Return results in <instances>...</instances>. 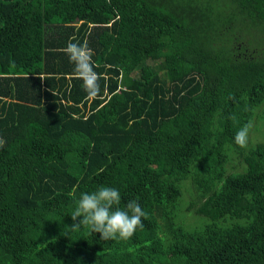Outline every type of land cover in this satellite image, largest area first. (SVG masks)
Returning <instances> with one entry per match:
<instances>
[{
  "label": "trees",
  "instance_id": "1",
  "mask_svg": "<svg viewBox=\"0 0 264 264\" xmlns=\"http://www.w3.org/2000/svg\"><path fill=\"white\" fill-rule=\"evenodd\" d=\"M0 137V264H264V0H0ZM101 186L131 239L70 228Z\"/></svg>",
  "mask_w": 264,
  "mask_h": 264
},
{
  "label": "clouds",
  "instance_id": "2",
  "mask_svg": "<svg viewBox=\"0 0 264 264\" xmlns=\"http://www.w3.org/2000/svg\"><path fill=\"white\" fill-rule=\"evenodd\" d=\"M64 52L74 65V78L83 82V88L89 97H96L100 93L101 77L93 67L94 51L86 43L69 41ZM251 128L252 123L249 122L236 133L234 140L240 148L247 147ZM5 144L6 140L0 137V149ZM69 195L74 196V192ZM120 203V191L114 187L101 186L92 192H82L74 211L70 214L74 222L77 218L82 219L73 223L70 228L76 230L87 226L92 233H99L104 241L114 239L127 241L138 228L143 227L142 218H146L147 214L136 200L128 201L124 208L120 207Z\"/></svg>",
  "mask_w": 264,
  "mask_h": 264
},
{
  "label": "rangeland",
  "instance_id": "3",
  "mask_svg": "<svg viewBox=\"0 0 264 264\" xmlns=\"http://www.w3.org/2000/svg\"><path fill=\"white\" fill-rule=\"evenodd\" d=\"M178 213H182V212L179 211ZM188 219H189V221H192V218H191V216H189V214H188Z\"/></svg>",
  "mask_w": 264,
  "mask_h": 264
}]
</instances>
